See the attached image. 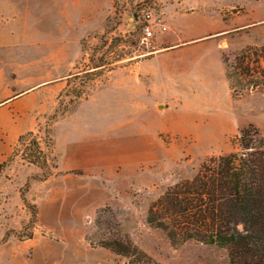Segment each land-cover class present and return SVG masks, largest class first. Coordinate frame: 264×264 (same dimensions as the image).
<instances>
[{
	"label": "rangeland",
	"instance_id": "374dc122",
	"mask_svg": "<svg viewBox=\"0 0 264 264\" xmlns=\"http://www.w3.org/2000/svg\"><path fill=\"white\" fill-rule=\"evenodd\" d=\"M185 1L0 0V21H30L20 26L19 47L0 53V101L20 91L13 80L34 85L64 76L19 96L30 115L16 120L0 162V264H230L225 249L174 246L149 224L148 212L206 160L237 151L242 129L255 125L264 135V88L247 89L253 78L234 69L235 56L264 46L252 43L264 39V24L221 45L186 48L156 63L177 68L170 80L161 74L139 84L138 69L171 33L165 12ZM201 4L200 11L214 7ZM250 7L264 13V0ZM148 12L156 35L146 39ZM33 21H46L43 37L32 32ZM224 59L234 66L236 92ZM28 132L34 137L19 143ZM33 139L51 145L46 179L44 166L26 159ZM111 240L132 242L144 255L128 258L100 244Z\"/></svg>",
	"mask_w": 264,
	"mask_h": 264
},
{
	"label": "trees",
	"instance_id": "16d2710c",
	"mask_svg": "<svg viewBox=\"0 0 264 264\" xmlns=\"http://www.w3.org/2000/svg\"><path fill=\"white\" fill-rule=\"evenodd\" d=\"M254 57V61H252ZM264 46L248 48L235 56V70L252 81L247 89L264 88ZM252 62L256 67H251ZM226 75L236 92L232 66L224 59ZM242 95V94H241ZM34 137L28 132L19 138ZM238 149L211 157L190 179L169 187L149 209V224L161 230L174 246L195 241L225 249L230 264H264V135L249 125L237 137ZM27 161L44 166L50 176L51 145L31 141ZM33 221L36 212L33 211ZM32 238V235L26 236ZM101 246L124 257L144 255L132 242L102 241Z\"/></svg>",
	"mask_w": 264,
	"mask_h": 264
},
{
	"label": "crops",
	"instance_id": "0c3cea01",
	"mask_svg": "<svg viewBox=\"0 0 264 264\" xmlns=\"http://www.w3.org/2000/svg\"><path fill=\"white\" fill-rule=\"evenodd\" d=\"M252 1L212 0L214 7L209 5L207 9L200 11L198 9H200L202 5L201 0H191L190 2L185 1L178 3V7L173 6V9L169 8V11H166L165 13L167 14V22L171 27V33L166 34L163 38L165 45L160 46L156 52L150 55V59H147V62L150 63V65L147 66L148 69L146 67L138 69V83H142L140 82V79L146 81L147 77L154 79L161 74L167 75L164 77L169 79L172 71L177 68H172L170 66L158 67L156 66V63H159L166 58H173L186 48H190L191 46L197 47L209 45L216 42H219L221 45L225 37L231 38L239 32H247L246 30H257V26L264 24V13L256 12L254 8L250 7ZM235 9H237V12H235ZM29 22L30 21H0V53L17 49L19 47L17 42L26 35V30L24 32L25 35H21L24 29L20 26L29 24ZM44 22L46 21H33L34 27H32L31 30L32 32H37L40 38L43 37L46 32L44 26L41 28V23L44 24ZM38 24L39 27L36 29L35 27H37ZM29 33L30 30L27 34ZM228 39V46L231 45L234 49L242 47L241 44H233ZM209 40L212 42L206 43ZM5 41L10 43L6 45L2 44ZM252 43H255L256 45L264 44V39ZM39 45L41 44H38V46ZM205 55L204 57L207 58ZM43 57V59L39 60V65L42 64L44 72H46V57ZM143 68H145V70ZM59 69L61 71L60 67ZM62 72L63 70L61 71L60 76L55 79L46 80L34 85H29L28 78L26 82L23 80L12 81V88L16 87L20 89V91L15 92L14 94L9 95L10 97L8 96L6 99L0 101V162H2V159L13 145V141L7 142L6 139L10 134L17 132L15 126L16 120L30 115L28 110L20 109L19 102L22 99H19V96L24 94L30 96L32 91L51 82L59 81L64 77ZM23 83L26 84L27 87H23ZM145 87L151 94L154 96L157 95V88L155 85L147 84ZM24 88L25 90L23 92ZM12 130L14 131L12 132Z\"/></svg>",
	"mask_w": 264,
	"mask_h": 264
},
{
	"label": "built area",
	"instance_id": "2783aa9c",
	"mask_svg": "<svg viewBox=\"0 0 264 264\" xmlns=\"http://www.w3.org/2000/svg\"><path fill=\"white\" fill-rule=\"evenodd\" d=\"M143 21H144V25H143V32L145 34V38L149 39L152 38L156 35V31H155V17L153 15V13L148 12L143 16ZM167 28L166 27H161V29H159L158 32H162V31H166Z\"/></svg>",
	"mask_w": 264,
	"mask_h": 264
},
{
	"label": "water",
	"instance_id": "95a60500",
	"mask_svg": "<svg viewBox=\"0 0 264 264\" xmlns=\"http://www.w3.org/2000/svg\"><path fill=\"white\" fill-rule=\"evenodd\" d=\"M137 18V16H135Z\"/></svg>",
	"mask_w": 264,
	"mask_h": 264
}]
</instances>
